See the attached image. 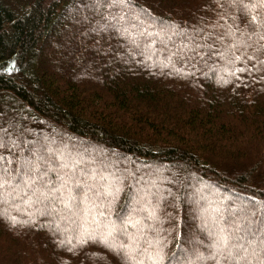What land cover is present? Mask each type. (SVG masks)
Wrapping results in <instances>:
<instances>
[{"label":"trees","instance_id":"trees-1","mask_svg":"<svg viewBox=\"0 0 264 264\" xmlns=\"http://www.w3.org/2000/svg\"><path fill=\"white\" fill-rule=\"evenodd\" d=\"M242 3L0 0V264H264V2Z\"/></svg>","mask_w":264,"mask_h":264},{"label":"snow or ice","instance_id":"snow-or-ice-1","mask_svg":"<svg viewBox=\"0 0 264 264\" xmlns=\"http://www.w3.org/2000/svg\"><path fill=\"white\" fill-rule=\"evenodd\" d=\"M262 2H264V0H262ZM241 7L243 9H247L249 6L248 5H245L242 3V0H241ZM251 22L253 23H257V24H260L261 22L257 21V18L256 16H251ZM237 59H239V57H237ZM241 71H243V69H240ZM109 235H111V230L109 231ZM231 238V234L230 233H227L224 229H221L218 237H217V241L214 242V244L212 245L213 247L219 249V248H227L228 245H229V240ZM124 247H127V246H124V245H121V248H124ZM114 250H116L117 252L120 251V248H115V246H113ZM215 253H213L212 255H210L209 259H215ZM243 257H241L242 259Z\"/></svg>","mask_w":264,"mask_h":264},{"label":"rangeland","instance_id":"rangeland-1","mask_svg":"<svg viewBox=\"0 0 264 264\" xmlns=\"http://www.w3.org/2000/svg\"><path fill=\"white\" fill-rule=\"evenodd\" d=\"M110 190H111V188H110ZM173 190V189H172ZM52 209L54 210V211H58L59 213L60 212H62V211H65V212H68L67 211V209H66V207H65V209H63V210H60V208L59 207H49V208H47L46 210H45V212H47V211H52ZM10 212V217H11V219L12 220H14V221H16V213H14V212H12V211H9ZM45 215V214H44ZM159 217V216H158ZM66 217H63V216H59V218H56V219H53V222H52V224H51V227H53V233H54V236H56V234L58 233L59 234V232H60V230H61V225L62 224H67V219H65ZM30 219V218H29ZM155 226H157V221L155 220ZM90 234V233H89ZM88 234V235H89ZM114 249V248H113ZM116 251V250H115ZM199 260V259H198ZM201 260V259H200ZM187 263H185V264H195L194 263V261L193 262H191L190 260L188 261H186Z\"/></svg>","mask_w":264,"mask_h":264}]
</instances>
